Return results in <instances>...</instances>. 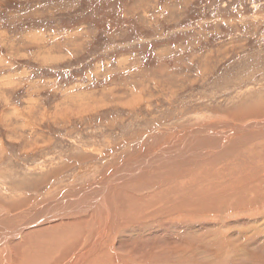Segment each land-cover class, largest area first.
Wrapping results in <instances>:
<instances>
[{
    "label": "rangeland",
    "instance_id": "obj_1",
    "mask_svg": "<svg viewBox=\"0 0 264 264\" xmlns=\"http://www.w3.org/2000/svg\"><path fill=\"white\" fill-rule=\"evenodd\" d=\"M255 115L264 117V0H0V215L100 180L160 129ZM241 148L259 166L264 137ZM233 228L220 240L210 231L218 243L174 264H264V250L225 244Z\"/></svg>",
    "mask_w": 264,
    "mask_h": 264
},
{
    "label": "bare ground",
    "instance_id": "obj_2",
    "mask_svg": "<svg viewBox=\"0 0 264 264\" xmlns=\"http://www.w3.org/2000/svg\"><path fill=\"white\" fill-rule=\"evenodd\" d=\"M254 117L244 125L210 117L193 129H160L137 143L100 180L39 207L18 205L9 213L3 211L0 264H34L36 258L55 253L59 256L52 264H174L199 256L198 247L216 241L213 233L220 240L221 230L231 227L238 235L225 244L237 247L242 239L245 245L264 250V215L229 224L221 221L224 216L264 211V151L262 165L257 161V166L241 148L264 137V117ZM204 165L206 171L196 175ZM145 254L149 261H143Z\"/></svg>",
    "mask_w": 264,
    "mask_h": 264
}]
</instances>
